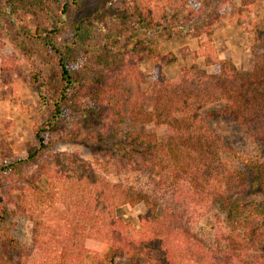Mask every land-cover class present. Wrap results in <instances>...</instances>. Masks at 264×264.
Returning <instances> with one entry per match:
<instances>
[{
  "label": "rangeland",
  "instance_id": "obj_1",
  "mask_svg": "<svg viewBox=\"0 0 264 264\" xmlns=\"http://www.w3.org/2000/svg\"><path fill=\"white\" fill-rule=\"evenodd\" d=\"M128 3L138 6L144 18L149 10L154 21L159 22H169L171 16L183 21L193 4L201 7V11L196 12L197 23L205 20L207 24L220 14L219 21L211 24L212 58L230 61L239 72L253 70L255 58L251 45L255 29L263 27L264 0L248 7L242 6L241 0H210L199 4L195 0H0V171L3 170L0 203H6V191L12 185L27 186L39 166L53 165L55 157L68 164L75 156L87 161L106 181L140 193L158 204V214L170 202L171 184L178 183L172 178L174 172L185 177L192 171L202 174L208 168L210 180L206 188L221 201L229 199L236 204L250 197L240 181L246 179V171L236 163V157L229 159L227 154H219L217 140L215 146L207 148L203 136L206 129L198 131L203 111L214 103L204 97L183 103L168 87L177 84L184 72L194 65L208 74L217 72L216 66L205 64L200 53L195 57L206 40L204 34L199 38L179 37L173 31L135 35L130 26L125 28L116 46L132 48L143 59L136 68L121 72L117 90L111 92L112 105L117 106L121 116L118 128L104 136L98 135L99 120L95 116L100 111L88 99L83 107L76 105L74 92H67L61 101L62 115L52 122L54 106L60 100L58 66L62 62L71 75L79 79L76 41L89 33L96 18L124 15ZM32 31L44 34L52 47L43 40L30 38ZM20 44L29 49L32 63L18 49ZM155 53L157 58L153 56ZM168 56L173 61L160 60ZM155 62L161 66L162 79L158 83L154 79ZM33 74L37 75L36 81ZM203 102L205 107L200 109ZM226 102H230L226 97L221 99V104ZM168 119L173 120L172 135L167 130ZM215 125L217 133L227 139L236 152L245 156L264 155L263 147L232 117L224 116ZM36 130L41 132L42 143L36 138ZM132 132L140 134L158 153L154 169H134L118 152L116 144L127 140L128 133ZM31 146L36 155L28 161ZM48 182L44 176L38 180L42 193L49 190ZM179 182L192 186L187 179ZM251 198L263 200L259 194ZM211 202L208 199L207 206L194 203L181 210V214L192 235L208 248L222 251L223 238L231 231L227 225V210L218 209ZM3 207L0 205V217ZM5 207L10 212L13 209L10 202ZM145 210L141 202L133 207L120 206L114 213L137 231ZM10 216L5 224L0 222V233L6 231L16 241L10 247L15 249L14 264H59L61 246L57 240H61V234L72 233L71 224L56 221L53 214L44 213L42 235L35 243L29 219L21 213ZM92 257L93 253L88 254L84 264H93ZM116 262L119 263L117 258Z\"/></svg>",
  "mask_w": 264,
  "mask_h": 264
},
{
  "label": "trees",
  "instance_id": "obj_2",
  "mask_svg": "<svg viewBox=\"0 0 264 264\" xmlns=\"http://www.w3.org/2000/svg\"><path fill=\"white\" fill-rule=\"evenodd\" d=\"M209 1L195 0V3ZM256 1L241 0V3L248 7ZM198 9L201 11L199 5L197 7L193 4L181 22L175 16H171L169 22H159L154 21L149 10L144 18L138 6L128 3L125 4L124 15L96 18L89 33L76 41L79 47L77 68L80 78H74L62 62L58 66L60 100L54 106L51 120L56 122L60 119L64 110L62 99L67 92H74L76 105L83 107L84 101L88 99L100 111L95 116L99 120L98 135L104 136L118 128L121 116L117 106L112 105L111 92H116L119 85L117 78L121 72L136 68L143 59L132 48L116 46L125 28L130 26L135 35H157L173 31L179 37L199 38L204 34L206 40L201 43L195 57L200 53L205 64L216 66L217 72L208 74L197 70L194 65L184 70L177 84H169L168 87L170 93L176 97L178 94L177 98L183 103L195 97L199 100L204 97L214 103L203 111L202 126L198 131L206 129L203 136L206 137L207 148L215 146L217 140V147L221 151L219 154H227L229 159L231 156L236 157V163L246 171V179L241 178L240 181L250 197L236 204L229 199L221 201L219 196H214L206 188L210 180L207 178L208 168L202 174L192 171L185 177L180 172H174L171 173L172 178L178 183L171 184L170 202L158 214V204L150 202L140 193L106 181L84 159L72 156L66 164L60 157H55L53 165L39 166L27 186L14 184L8 188L6 203L10 202L13 209L10 212L5 207L6 203H0L4 206V216L0 217L2 224L6 223L9 214L10 217L15 213L25 215L33 225L32 240L35 243L39 242L42 235L45 222L41 216L44 213L53 214L56 221L71 224L72 233L61 234V240H57L61 246L59 264H84V258L90 253H93V264H264V155L245 156L236 152L232 144L214 128L220 118L230 116L244 127L249 137L263 147L264 153V18L263 27L256 28L253 33V70L239 72L230 61L212 58L211 24L219 21L220 14H216L207 24L205 20L197 23ZM29 37L50 43L52 47L42 33L32 31ZM18 49L32 63L29 49L23 44L18 45ZM153 56L157 58L158 54ZM160 60L173 61V58L161 57ZM6 71L9 75V70ZM154 72L155 81L161 82V66L158 62H155ZM33 75L36 81L37 75ZM225 97L230 102L221 104V99ZM200 107H205L204 102ZM172 121H167L170 134L173 133ZM48 127L51 128V125ZM35 133L42 143L41 132L36 130ZM116 147L124 161L134 169L144 171L155 168L158 153L140 134L128 133L127 140L118 142ZM34 151L31 146L28 161L34 159ZM2 173L3 170L0 175ZM41 176L49 181L46 193H42L37 186ZM181 179H187L188 185L191 182L192 186L183 182L180 184ZM256 194L262 196L263 200H252L251 195ZM208 199L212 201V206L227 210V225H230L231 231L223 238L225 246L222 251L208 248L205 242L192 235L181 214V210L194 203L207 206ZM141 202L146 210L140 218L139 230L135 231L128 223L117 218L114 211L120 206L133 207ZM15 243L11 234L6 231L0 233V264H14L12 257L15 249L10 247ZM104 248L106 251L103 252Z\"/></svg>",
  "mask_w": 264,
  "mask_h": 264
}]
</instances>
